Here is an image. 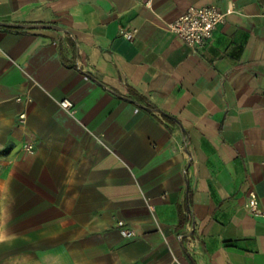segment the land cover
I'll return each mask as SVG.
<instances>
[{
    "label": "crops",
    "instance_id": "0c3cea01",
    "mask_svg": "<svg viewBox=\"0 0 264 264\" xmlns=\"http://www.w3.org/2000/svg\"><path fill=\"white\" fill-rule=\"evenodd\" d=\"M204 6V46L167 30ZM250 191L264 0H0V264H264Z\"/></svg>",
    "mask_w": 264,
    "mask_h": 264
},
{
    "label": "built area",
    "instance_id": "2783aa9c",
    "mask_svg": "<svg viewBox=\"0 0 264 264\" xmlns=\"http://www.w3.org/2000/svg\"><path fill=\"white\" fill-rule=\"evenodd\" d=\"M150 7V2L146 3ZM226 14L218 10L215 6L204 7H189L186 12L179 16L176 20L167 24V30L177 35L190 47H202L213 36L214 31L219 25L224 23ZM136 30L125 31L123 35L132 40L135 36ZM59 105L67 111L72 110V103L67 100H61ZM21 118L24 114L20 115ZM25 151L31 152L33 149L32 144L25 145ZM248 213L255 217L264 220V211L259 207V201L255 192L250 191L245 204ZM120 233L124 237H130L133 232L124 227L123 221H118Z\"/></svg>",
    "mask_w": 264,
    "mask_h": 264
}]
</instances>
